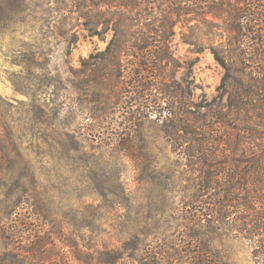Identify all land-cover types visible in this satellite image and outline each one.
<instances>
[{"label":"rangeland","instance_id":"obj_1","mask_svg":"<svg viewBox=\"0 0 264 264\" xmlns=\"http://www.w3.org/2000/svg\"><path fill=\"white\" fill-rule=\"evenodd\" d=\"M91 1L0 0V252H18L24 264H190L193 255L205 264H264V182L253 184L264 176L245 169V158L264 145L257 118L264 91L256 85L245 95L244 83L232 81L225 94V71L212 53L228 63L253 53L249 35L235 41L238 23L229 18L244 4L216 0L173 28V62L159 82L179 94L184 112L169 126L138 84L139 57L118 53L126 33L160 19L158 9L139 0L136 12L96 10ZM130 19L143 24L130 27ZM254 30L264 35L258 22ZM110 42L112 62L105 60ZM258 61L264 66V54ZM199 109L237 120L225 130L213 119L206 130L224 129L220 138L230 139L233 153L214 133L208 145L196 141L207 134H188L189 145L173 146L167 129L184 136L182 125ZM203 153L205 161L190 162ZM207 164L210 171L226 165L238 181L256 178L239 182L225 220L209 213L220 209L225 188H206ZM252 231L261 234L254 242Z\"/></svg>","mask_w":264,"mask_h":264},{"label":"trees","instance_id":"obj_2","mask_svg":"<svg viewBox=\"0 0 264 264\" xmlns=\"http://www.w3.org/2000/svg\"><path fill=\"white\" fill-rule=\"evenodd\" d=\"M115 1L116 0H92L91 6L96 10L97 9L100 10L101 8L104 7L106 8L107 6H111L112 8L121 7L130 12H136L138 9L141 10L142 8V6L138 4L139 0H117V2ZM214 1L216 0H202V2L200 0H149L146 2L147 4L144 5L147 6L145 9H147L148 6H152L153 4V6H155V8H157L160 13V19L158 20L155 18L154 21H150V20L146 21L147 19H151V18L150 17L145 18L144 21L142 22L146 24L145 28H147L149 31L143 32L145 28H142L141 29L142 32L140 31L137 35L133 34V36L131 37L130 34L127 37V33H126L125 37L123 38L124 49L118 52L119 55L126 54L133 57L134 55H137L139 57L141 71L138 69V72H136L135 75L141 77L142 82H139L138 84L142 88L143 92L144 91L150 92L149 97H153L152 103L153 104L155 103V109L159 110L158 111L159 113L164 112L169 116L170 118L169 126L175 123L177 124V122L180 121L178 116L181 113L183 114L184 112L183 105L181 103V100L179 99V94L176 91L169 92V89H165L163 86H161L163 83L159 82V80H161L163 77L165 67H168L171 61L173 62V58L169 55V40L174 35L173 28L179 23L186 24L188 22V20L186 19H181L182 15H188V13L203 14L202 10L204 9V7H202V5H205L206 8L209 7L208 9L210 8L214 9L213 7ZM239 1L241 5L244 4L243 8L241 10L237 9L238 11L237 10L235 11V13L237 12L236 15L235 13H233L229 17L230 20L234 22L236 21V23H238V26L235 27L234 31L233 30H228V31L229 32L233 31V33L236 36L235 41L238 40L239 38L241 40L245 39L247 38V35H249V41L254 44V48H252L253 53L252 52L247 53L246 51L244 52L241 51L237 54L236 59H234L232 63H228L226 57L223 58L219 57L215 49H212V53L214 55L216 62L220 64L225 71L221 83L223 87L225 86L226 89L225 94H228L227 89L228 86H230L228 85L230 84V82L242 81L240 83L242 84L244 83V94L248 95L251 93L250 90L256 85H257L256 89H261L262 91H264V66H262L263 64H261L258 61L259 56L261 54H264V35L260 34V30L258 31L254 30V23L257 22L259 23V25L260 24L262 25V28H264V21L261 20V18L264 19L263 18L264 0H239ZM221 8L226 9L227 6L223 4ZM99 10L97 12H100ZM199 10L200 12L198 13L197 11ZM142 22L137 21L135 23L132 19H130V23H131L130 27L133 26L138 27V25L141 24ZM154 24H155V29L152 28ZM248 24H251L252 27H248ZM151 31H154V33ZM242 32H246V33L243 34ZM129 37H131L129 39V43L131 42L133 44L131 46L129 45L127 48L133 47L134 49L131 54L129 51H126L127 48L125 47L127 43V39ZM113 44H114L113 42H110L109 46L107 47L108 49L106 51L107 54L105 60H108L109 62H112L111 58L117 56V53L113 52V55L112 53H110L111 52L110 45L113 47ZM239 44H241L240 40H239ZM120 46H122V44H120ZM150 70H153L154 73L153 71ZM144 74L147 75L145 76ZM240 74L242 78H238L239 80H237V77L240 76ZM144 77H148L149 79L155 80L154 95L149 90L150 88H148V84H145V81H143ZM148 78L147 80H149ZM157 81L159 83L158 85H156ZM260 85L262 86L261 88H259ZM229 88H231V86ZM158 96H160V98H157ZM162 104H164V107H162ZM227 109L230 110L228 112V115L232 113L231 111L233 110L232 105L227 107ZM190 114L192 121L188 123H184L182 125L183 127L182 131L185 133L184 136H177L175 133L176 131H178V129L175 130L174 126H172L169 130L167 129V132H165L169 140L170 138L173 137L172 139L173 146L180 148L184 144L189 145L191 140L188 139V137H186V135L188 134L189 135L198 134L200 136L201 135L205 136L207 134V138L196 139V141L202 142L203 145L205 144L208 145V143L216 136V138L217 137L219 138H217V140L214 139V142H220V146L222 145L221 142H225L224 144L227 145L226 147H228L226 148V150L230 151L229 153H233L234 150H236L235 146L231 144L228 145L230 139L227 140V138L225 139H223L222 137L220 138L221 136L220 134H222L224 137H227V133L225 132V130L236 129V127L238 126V122L235 118H230V119L227 118V121H225L224 120L225 118H219L214 115L201 113V110L197 111L196 113H190ZM228 115L226 117H228ZM257 118L258 119L262 118V120L264 121V108L263 110L259 109V114L257 115ZM213 119H215V122ZM213 122L215 124H218L220 126V129L221 127H223L225 130L223 129V132L221 133L217 132L216 134L213 132L215 136L213 135V133L207 132L206 131L207 128L214 127L212 125ZM250 124H254V123H252L251 121ZM203 154H200L199 156L189 155L190 162L195 164L199 158L205 161L204 156L206 155ZM221 154L222 155L220 157H222L223 159L228 158L227 154L225 153H221ZM251 155L252 156L245 158V164L247 165V166L245 165L246 166L245 169L249 171L252 168L255 173H260L261 176L262 175L264 176V173H262L264 172V165L258 163L259 159L262 160V156H264V145L262 146L261 155H254V154ZM227 164L229 166V163ZM207 167L208 169L206 172L207 174H209V177L208 179H206L208 181V183L206 181L207 184L206 188L207 189L211 188L210 184L215 186L212 190L216 189L217 187L220 188V185L221 187L223 185V188H225L223 191L224 195L223 197L220 198L222 199L221 200L222 202L218 203L220 205V209L219 208L216 210L209 209V213H213L214 215H217L220 219L225 220L229 216V213L225 211L226 210L225 206L229 207L228 198L235 196V192L233 191L238 190L237 187L239 185V182H243V186H246V184H250L249 182L255 180L256 178L254 176L250 178L246 177V179H241V181H238L236 180L235 175L231 174L232 171L228 167H226V165L224 166V169L213 170V171L209 170L210 166L208 164ZM221 181H224L223 184ZM256 182L261 184L264 181L262 180L253 181V184ZM246 190L248 189L246 188ZM249 205H250L249 202H247V209H250ZM238 206H240L242 209V205H237V207ZM246 211L247 210H244V212ZM251 234L252 235H250L251 236L250 240L253 242L256 240V238H259L261 236V234H259V232L257 231L256 232L252 231ZM19 257L20 256L18 252L15 254L9 253L8 251L0 252V264H24V262L21 261ZM200 258L201 257L199 256L195 257L193 255L189 259L190 262L193 261L194 263H190V264H205V261L202 258L201 259ZM29 264H33V263L29 262Z\"/></svg>","mask_w":264,"mask_h":264}]
</instances>
